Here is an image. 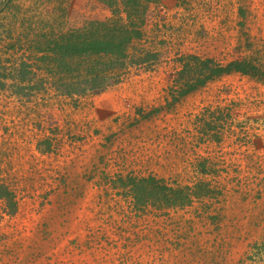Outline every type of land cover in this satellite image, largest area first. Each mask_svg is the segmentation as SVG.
Listing matches in <instances>:
<instances>
[{
  "label": "rangeland",
  "instance_id": "rangeland-1",
  "mask_svg": "<svg viewBox=\"0 0 264 264\" xmlns=\"http://www.w3.org/2000/svg\"><path fill=\"white\" fill-rule=\"evenodd\" d=\"M110 1L0 10V38L13 39L4 65L31 80L17 74L0 90V264H264V80L223 76L167 105L174 81L198 73L189 64L249 58L264 69V0H156L140 18ZM90 21H136L127 54L147 60L106 90L63 95L37 40ZM117 175L179 188L203 179L216 203L161 216L188 235L161 259L158 223L126 221L133 200L108 185Z\"/></svg>",
  "mask_w": 264,
  "mask_h": 264
},
{
  "label": "trees",
  "instance_id": "trees-1",
  "mask_svg": "<svg viewBox=\"0 0 264 264\" xmlns=\"http://www.w3.org/2000/svg\"><path fill=\"white\" fill-rule=\"evenodd\" d=\"M13 1L0 0V10L3 6L10 7ZM105 1L110 8H113L110 0ZM154 1L156 0H122L121 5L130 18L136 16L140 18L145 15L147 6ZM116 11L115 9L114 12ZM135 22L126 27L122 23L90 21L82 26L75 24L72 28L55 31L52 37H50L52 33L39 35L35 50L42 48L39 52L46 55L48 61H44V66L53 68L52 70L60 77V80L56 81L53 86L64 89L65 91L61 93L65 92L66 94L63 95L72 97L73 95H85L90 92L106 90L112 83L118 85L128 79L133 70L131 65L145 64L144 61L147 60L140 59L137 63H131L133 59L127 54L132 40L140 37ZM5 39L4 42L0 38V90L6 89L8 80L12 83L10 88H16L19 85L18 78L22 82L27 74L19 70L18 78L16 73L10 78V75H14L13 73L16 72L13 70H17V66L10 70L9 66L4 65L2 58L10 52L9 50H13L9 49L13 47V39L10 36ZM261 66L262 64L249 58L232 61L225 65L216 64L209 59L197 62L195 66L189 64L190 70L194 72L197 70L198 73L195 76H186L174 81L176 87L170 89L172 99L167 103L168 108L174 107L181 99L223 76L241 74L262 81L264 80V69ZM24 82L29 84L31 80ZM109 184H112L113 188L118 191V195L123 201L133 200L128 202L124 208V213L129 212L126 221H134L139 217V221L145 222L152 218L154 222L158 223L155 228L160 231L158 233L165 243L163 250L158 254L161 259L166 258L164 255L170 246L177 244L179 250L183 237L188 238V235L181 233L180 225L174 221L165 220V217L161 216L165 213L170 214V212L176 215L179 212L183 219L185 218L184 213L187 212H182L188 207H195V203L204 206V202H207L210 203L209 207H214L218 194V190L203 179L191 186L179 188L178 186L172 187L154 176L141 178L131 175L125 179L117 175L110 178ZM2 189L5 195V186ZM212 219L215 220L214 217ZM136 223L137 221L130 222L128 225L134 226ZM166 223L168 224L166 225ZM167 227L170 231L166 229ZM187 249L191 250L192 247L188 246Z\"/></svg>",
  "mask_w": 264,
  "mask_h": 264
}]
</instances>
